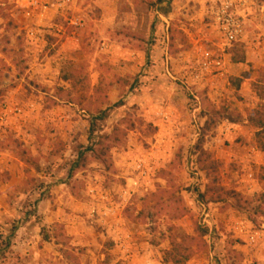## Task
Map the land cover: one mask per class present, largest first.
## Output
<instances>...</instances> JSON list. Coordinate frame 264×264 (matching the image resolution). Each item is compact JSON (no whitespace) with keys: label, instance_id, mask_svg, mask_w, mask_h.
<instances>
[{"label":"rangeland","instance_id":"374dc122","mask_svg":"<svg viewBox=\"0 0 264 264\" xmlns=\"http://www.w3.org/2000/svg\"><path fill=\"white\" fill-rule=\"evenodd\" d=\"M59 1L0 0V264H264V0Z\"/></svg>","mask_w":264,"mask_h":264},{"label":"built area","instance_id":"2783aa9c","mask_svg":"<svg viewBox=\"0 0 264 264\" xmlns=\"http://www.w3.org/2000/svg\"><path fill=\"white\" fill-rule=\"evenodd\" d=\"M70 0H61L58 2V7H64L67 2ZM229 8V5L226 6V9ZM51 10V2L50 0H30L29 2V8L27 13L34 17L36 25L44 24L46 22L47 17L49 16ZM223 13L224 16L220 17L221 21V28L226 35L227 39L230 41H233L237 38L238 34L241 32V25L235 18H232L231 14L227 13V10H225ZM39 29L36 28V26L31 27L30 29V36L33 38H36L39 36ZM203 69L204 70H210L212 67H220L222 65V60L221 59H215L213 58L210 53H206L204 60L202 62ZM141 165H139L140 167ZM112 203H115L113 201ZM116 204V203H115ZM203 215L204 217V223H206L209 227L211 226L210 222V210L208 209L207 206L203 205ZM119 208L116 207L113 204L111 207L106 209L105 214L113 215L117 217V214L119 212ZM95 211V210H94ZM235 230L238 231L239 233H245L249 239V242L251 244H254L258 241L260 237L263 236V229H255V230H250L247 228L246 225H244L241 222H237Z\"/></svg>","mask_w":264,"mask_h":264},{"label":"trees","instance_id":"16d2710c","mask_svg":"<svg viewBox=\"0 0 264 264\" xmlns=\"http://www.w3.org/2000/svg\"><path fill=\"white\" fill-rule=\"evenodd\" d=\"M160 3L163 2V0H159ZM257 92L259 94V96L264 99V91L258 86L257 87ZM251 122L253 123V125H255L259 130L257 132L258 135V142L261 144L262 148L264 149V103L262 104V106L258 109H255L253 111V115L250 117ZM90 133H93V129L91 130ZM204 153V155H206L205 159H206V169L208 171V175H210V178L214 179V181H216V174H217V163L214 161H210V159L208 157H210V154L206 151H202ZM202 198L205 199L206 194L202 193L201 194ZM216 201H219L218 199H216Z\"/></svg>","mask_w":264,"mask_h":264}]
</instances>
